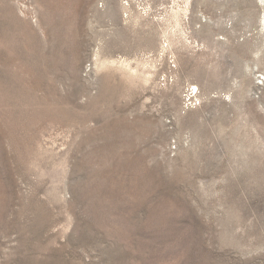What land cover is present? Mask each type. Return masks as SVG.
Masks as SVG:
<instances>
[{"label":"rangeland","instance_id":"374dc122","mask_svg":"<svg viewBox=\"0 0 264 264\" xmlns=\"http://www.w3.org/2000/svg\"><path fill=\"white\" fill-rule=\"evenodd\" d=\"M0 264H264V0H0Z\"/></svg>","mask_w":264,"mask_h":264},{"label":"built area","instance_id":"2783aa9c","mask_svg":"<svg viewBox=\"0 0 264 264\" xmlns=\"http://www.w3.org/2000/svg\"><path fill=\"white\" fill-rule=\"evenodd\" d=\"M192 91H193V90H192ZM195 94H196V93H194V94H192V95H195ZM190 101H191V100L187 101V103H188L189 106L192 105Z\"/></svg>","mask_w":264,"mask_h":264}]
</instances>
